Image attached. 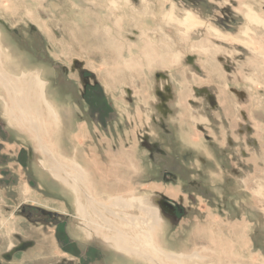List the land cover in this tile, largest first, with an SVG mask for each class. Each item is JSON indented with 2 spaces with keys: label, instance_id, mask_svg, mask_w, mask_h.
Returning a JSON list of instances; mask_svg holds the SVG:
<instances>
[{
  "label": "rangeland",
  "instance_id": "rangeland-1",
  "mask_svg": "<svg viewBox=\"0 0 264 264\" xmlns=\"http://www.w3.org/2000/svg\"><path fill=\"white\" fill-rule=\"evenodd\" d=\"M252 13L264 20V0H0V70L38 74L59 115L24 112L35 123L46 111L39 143L6 115L0 86V264H147L82 234L52 172L72 160L97 202L156 199L167 252L264 264V26Z\"/></svg>",
  "mask_w": 264,
  "mask_h": 264
},
{
  "label": "bare ground",
  "instance_id": "bare-ground-1",
  "mask_svg": "<svg viewBox=\"0 0 264 264\" xmlns=\"http://www.w3.org/2000/svg\"><path fill=\"white\" fill-rule=\"evenodd\" d=\"M252 14L253 16L249 20L264 26V20L261 18L257 19L254 13ZM186 16L183 19L184 21L192 22L194 25L198 24V19L193 15L187 13ZM182 24L184 25L183 22ZM1 57L0 47V62ZM1 65L3 66V64ZM26 77H28V80ZM0 86L7 94L9 101V103L4 102L6 115H8L7 109L10 105V119L17 124H23L16 117V112L18 111L20 118L24 119L22 121L27 126H31V130L35 132L37 140L41 143L40 133L41 131L45 132V130L41 129L39 125L43 123L42 120L44 117L41 115L45 114L44 112L46 111L41 109L39 112H35V123L31 120L29 121V119L27 121V116H25L24 112L30 109L32 104H43L47 110L48 120L53 123L59 121L57 111L53 107V104L49 102L50 100L48 101L46 98V83L39 78L38 74H24L12 80L0 70ZM39 148L42 153L48 152L47 150H43L42 144ZM59 163L60 165L53 163V175L75 196L77 219L80 222L81 232L86 237L90 236L89 238H94V235H101L105 239V242L116 251L126 254L129 257H134L139 261H144L147 264L205 263V261L202 262L205 257H202V254L199 252L195 251L196 253L192 255L167 252L159 244L158 239L163 231V218L157 206L158 201L156 199L152 202L150 198L146 197L130 196L129 198H125L117 196L97 202L92 197V193L88 187L90 184V175L86 169L80 166L75 160L65 165L67 169L64 167V162ZM82 184H84V187H81ZM82 197H86V206L81 202ZM106 201H108L106 204H100ZM89 210H91V213Z\"/></svg>",
  "mask_w": 264,
  "mask_h": 264
}]
</instances>
